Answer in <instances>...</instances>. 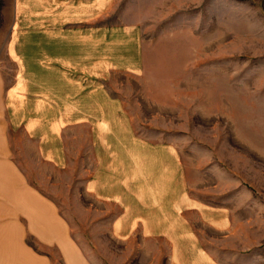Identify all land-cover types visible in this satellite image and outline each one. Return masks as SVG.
<instances>
[{
	"label": "rangeland",
	"instance_id": "rangeland-1",
	"mask_svg": "<svg viewBox=\"0 0 264 264\" xmlns=\"http://www.w3.org/2000/svg\"><path fill=\"white\" fill-rule=\"evenodd\" d=\"M114 1L108 22L137 26L144 66L138 74L110 73V93L128 112L134 134L179 153L190 196L228 213L221 233L188 215L213 262L264 264V0ZM13 3L0 0V168L56 208L84 264H172L163 241L137 235L124 243L111 235L117 209L84 188L86 130L62 132L68 160L56 168L11 129L19 84L9 43ZM23 225L20 219L21 234ZM24 243L51 264H64L56 248L27 234Z\"/></svg>",
	"mask_w": 264,
	"mask_h": 264
},
{
	"label": "crops",
	"instance_id": "crops-1",
	"mask_svg": "<svg viewBox=\"0 0 264 264\" xmlns=\"http://www.w3.org/2000/svg\"><path fill=\"white\" fill-rule=\"evenodd\" d=\"M13 1L9 43L19 84L12 92L18 98L11 129L22 131L39 159L56 168L68 160L62 132L86 130L90 169L84 188L117 209L109 221L111 235L124 243L137 235L163 241L172 264H215L188 215L221 233L228 213L190 196L179 153L162 140L134 134L128 112L106 82L110 73L142 71L137 26L108 22L114 0ZM26 234L56 248L64 264H84L56 208L1 164L0 264H51L25 245Z\"/></svg>",
	"mask_w": 264,
	"mask_h": 264
}]
</instances>
